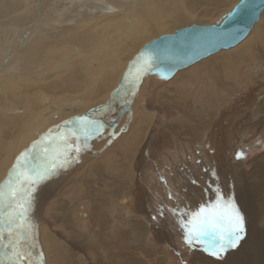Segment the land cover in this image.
I'll list each match as a JSON object with an SVG mask.
<instances>
[{
	"label": "bare ground",
	"instance_id": "obj_1",
	"mask_svg": "<svg viewBox=\"0 0 264 264\" xmlns=\"http://www.w3.org/2000/svg\"><path fill=\"white\" fill-rule=\"evenodd\" d=\"M238 1L0 0V183L7 180L17 156L50 129L55 136L73 126L64 121L87 116L105 125L103 134L80 153L79 163L43 182L36 192L30 213L36 243L32 251L38 256L44 250L43 264H117V253L126 256L118 263L127 264H264V152L252 167L262 166L256 187L232 198L245 218V238L222 260L199 246L191 253L185 250L182 237L174 235L171 213L172 219L168 214L159 215L157 222L151 219L158 216L153 193L159 192L165 160L182 152L203 162L196 164L209 185L198 182L202 175L189 172L186 163L179 166L178 173L185 172L179 189L212 199L217 188L210 181L217 182L212 158L219 178H225L229 169L241 167L234 160L237 150L228 146L230 139L234 144L242 140L234 133L238 124L255 128L254 133L264 126V8L236 45L168 79L145 75L124 108L112 97L140 49L181 28L219 24ZM252 96L248 121L238 109ZM195 101L205 113H197L202 120L192 123ZM213 135L215 144L210 143ZM158 141L167 147L159 154ZM43 162L37 154L35 163ZM195 197L193 211L200 202L211 205L210 199ZM176 204L168 206L180 207ZM67 239H79L83 247Z\"/></svg>",
	"mask_w": 264,
	"mask_h": 264
},
{
	"label": "snow or ice",
	"instance_id": "obj_2",
	"mask_svg": "<svg viewBox=\"0 0 264 264\" xmlns=\"http://www.w3.org/2000/svg\"><path fill=\"white\" fill-rule=\"evenodd\" d=\"M153 59L150 54H141L129 68L116 95H134L140 80L150 70ZM125 102L130 103L129 100ZM63 124L73 126L55 136L50 129L48 135L17 156L7 180L0 183V264H36L37 260L43 264V253L37 256L32 251L36 243L30 213L34 210L36 192L43 182L79 163L80 153L88 148L89 140L102 135L105 128L102 121L87 116L78 117L75 122L64 121ZM60 127L57 126V129ZM51 145L56 146L54 151ZM37 154L44 161L42 164L35 163ZM244 155L242 151L235 153L238 160ZM195 163L200 164L201 161L197 159ZM212 174L215 176L214 170ZM215 192L217 201L214 204H201L197 211L173 206L169 211L190 253L199 246V250L208 256L222 260L229 250L236 249L245 238L246 225L234 199H224L218 186ZM158 212L163 217V209H158ZM156 218L151 217L152 220Z\"/></svg>",
	"mask_w": 264,
	"mask_h": 264
},
{
	"label": "rangeland",
	"instance_id": "obj_3",
	"mask_svg": "<svg viewBox=\"0 0 264 264\" xmlns=\"http://www.w3.org/2000/svg\"><path fill=\"white\" fill-rule=\"evenodd\" d=\"M30 35H31V33H30ZM228 94H229V92L227 91L226 92V95H228ZM253 98H254V96H252L251 98H248V101L246 100L242 105H240V107H239L240 110L238 109V112L239 113H241V112L244 113L245 112V115H244L245 118H246V111L248 110L247 108H249V111L251 112V107L250 106L253 103ZM226 99L230 101L231 100V97H226ZM233 103L234 102H231V105ZM198 105H199V102L198 101H195L193 103L192 119H194V120H192V123L195 122V121L202 120L201 116L196 115L197 113H200L202 115L205 113L204 111L200 110V108L198 107ZM246 119L248 121L250 120L248 118H246ZM253 119H254V116H253ZM254 122L255 121H251V123H254ZM237 127L239 129L237 128L234 131V133H236L237 135H242V140L239 143H235L234 144V140H232V139L229 140L228 139L229 140L228 141V146H231L232 149L235 150V151L237 150V151H242V152L245 153V155H244V157L242 159H239L238 160V159L234 158V160L237 161L238 164L241 165V167L239 169H237V170L229 169V173L226 175V177L223 178V179H220L219 176H218V169H217V167L215 165L216 164L215 157L212 158L213 161H214V165H211L210 166V169L212 171L213 170L215 171V175L216 176L214 177V179L217 182H213L212 180H210V181H211V183H212V185L214 187H217V186L219 187V191H221L224 199H225L226 193L229 192V191L232 192V197L231 198H233L234 196H236V197L246 196L245 193H244L245 191L248 192L251 188L256 187V173H257V171L259 169L261 170V168H262V166L259 165L258 167H256L255 169L252 170V167L257 162H259L260 160H263L262 154L264 152V149H263L264 146H261V143H262V141H264V140H262L264 138V126L262 127V129L258 133H254L253 130H255V128H253V130H252V128H250V127L247 128L246 126H243L240 123L238 124ZM224 131L229 132L227 130V128H224ZM214 135L210 139V143L212 142V143L215 144L216 143V136H214ZM156 143H157L156 153L159 154L160 151L162 150V148L163 147H166V146H162V142H159V141L156 142ZM203 147L205 148V145H203ZM184 154L185 153H182V152L176 153L173 156V157H176L175 158L176 161H174L175 160L174 158L171 159V160H167V161L165 160L164 161L165 166L162 167V170L161 171H159V175L161 177H163V180L161 182V186L159 188V192L157 190V191H155L153 193V200L155 201L154 202L155 203L154 206H155L156 215L158 214L157 218H159L158 209H161L162 208L163 211H164V214H168L167 215L168 216V219H172L171 215H169V213H170L169 206H168L169 203H174L175 202V203H177L176 205H179L181 208L190 209V210L193 211V207H194V204H195V198H196L195 196H197V198L198 199H201L202 201L205 198L206 199H210V201L207 200L208 201V204H214V203H216L215 201H217L216 194L212 197V199L209 198V197H205L204 195H203L204 198L203 197L199 198L198 195L196 194V191L195 190H191L192 195L190 196L186 192V190L181 191L179 189L181 187V184L185 181V175H184L185 172L180 173V174L178 173V171H180V167L179 166L180 165H184L185 166L186 163H187L186 167H187V169H188L189 172H192L193 174H200V175H202V179L201 180H198V182L199 181H203L204 185H206V184L209 185V179L206 180V179L203 178L204 177L203 176L204 175V173H203L204 172V169L202 167H199V165H197L194 162V160L190 156V154H186V155H184ZM232 154H234L233 151L231 152V155ZM258 154L261 157L257 158L258 157ZM227 157L230 158L231 157L230 154L227 155ZM206 159H207V157H204L203 158V161H206ZM172 160L174 162L178 163V164L175 165V163ZM250 161H252V162L250 163ZM201 163H203V162H201ZM176 172L179 175H177ZM70 173L68 175H70ZM163 182H165V183H163ZM133 187H135L134 184H133ZM160 191H161V193H160ZM162 193H163V195H162ZM169 193H171V199H169ZM160 194H161V196H160ZM214 199H215V201L214 202H211ZM236 202H238V201H236ZM47 203L48 202H46V205H47ZM204 203L205 202H202V203L200 202V204H204ZM221 203H223V201H221ZM205 204H207V203H205ZM46 205L44 206V208L46 207ZM45 217L49 218V216H47V215ZM169 217H171V218H169ZM157 221L158 220H156V222ZM170 223H171V221H170ZM51 227L53 228L54 225H51ZM175 232L176 233H174V235H179V237L180 236L182 237V233H181V231L179 230L178 227H176ZM110 235L112 236V232L110 233ZM36 238H37V236H36ZM78 240H76V239H74V240L67 239V241H70V242L72 241L76 245H78L80 247H83V246H81L77 242ZM111 240H112V238H111ZM129 241H132V240H129ZM179 246L180 247H184V246H181L180 243H179ZM124 247L125 246H122L121 248H124ZM184 249L187 250L188 248L187 247H184ZM42 250H43V248H42ZM123 250H125V249H123ZM130 250H131V248H130ZM42 253L44 255V253H45L44 250L42 251ZM70 253L73 254L74 252L70 251ZM69 256H71V255H69ZM69 256L65 260H67L69 258ZM125 257H126L125 255H123L121 253H117L116 254V258H115L116 259V263L117 264H127L124 261H122V263H118V261H117L118 258L124 259ZM45 260H46V255H45Z\"/></svg>",
	"mask_w": 264,
	"mask_h": 264
},
{
	"label": "water",
	"instance_id": "obj_4",
	"mask_svg": "<svg viewBox=\"0 0 264 264\" xmlns=\"http://www.w3.org/2000/svg\"><path fill=\"white\" fill-rule=\"evenodd\" d=\"M263 8L264 0H239L219 24L193 25L154 40L127 63L120 83L112 91V97L118 99V106L123 105L124 108L130 105L133 95L118 96L116 90L121 87L129 68L141 54H150L154 58L146 75L168 79L179 69L243 40Z\"/></svg>",
	"mask_w": 264,
	"mask_h": 264
}]
</instances>
